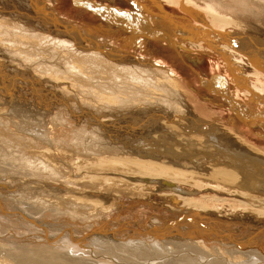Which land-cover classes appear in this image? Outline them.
<instances>
[{
  "label": "rangeland",
  "instance_id": "1",
  "mask_svg": "<svg viewBox=\"0 0 264 264\" xmlns=\"http://www.w3.org/2000/svg\"><path fill=\"white\" fill-rule=\"evenodd\" d=\"M123 1L113 5L146 12L140 6L135 7L136 4ZM185 1L184 9L179 5L170 7L165 1L159 3L181 25L189 21L194 26L205 27L204 17H207L214 29L208 24L203 33L189 30L191 36H186L184 43H195V48L178 43L180 53L184 57L186 54L189 64L193 59L203 63L210 58L222 60L220 52L211 47L219 45L221 37L228 33L216 28L213 20L219 21L217 12L202 5L203 0ZM11 8L10 1L0 0V22L4 20L7 28L29 27L15 15L3 16L2 11ZM234 22L251 30L252 35L246 41L255 47L253 53L264 54V29L258 30V24L246 18ZM105 26L114 30L108 24ZM233 28V24L227 25L226 31ZM9 44L18 48L17 41ZM31 45L24 43L27 49L24 63L29 60L44 63L38 77L42 83L39 89L30 96L22 88L9 94L0 91V127L7 126L5 132L11 138L8 141L0 135V257L5 258L3 261L10 260L11 264H264V203L257 204L260 198L264 199L260 185L264 186V140L256 135L263 129L256 123H251V128L238 124L228 109L202 95L197 74L201 77L215 74H205L196 67L195 74L181 63L186 68L182 67V71L190 79L169 77L167 80L153 73L148 61L129 52L118 56L130 60L116 61L129 64L128 76L126 68L118 69L107 62L62 75L46 49ZM68 54L74 57L85 52L74 49ZM160 54L175 58L165 48L160 49ZM131 59L134 62L130 64ZM232 59L239 64L249 86L264 87L263 55L252 59L243 54ZM11 70L19 71L16 62L7 74ZM142 72L147 77L143 78ZM255 72L258 77L253 75ZM60 76L66 79L64 84L55 80ZM49 81L58 89L47 90ZM76 88H82L93 99L84 105L73 103L69 98L81 97L75 94ZM247 97L242 96L241 101L245 103ZM263 104L254 108L264 111ZM10 107L18 113L10 112ZM211 129L216 134H210ZM198 131L201 136L220 140L229 134L236 137L239 147L244 144L246 147H241L252 152L247 156L252 167L238 170L243 174L240 177L232 157L223 152L205 155L202 164L193 159L179 160L170 149L166 150L170 145L167 141L160 145L153 138L167 137L171 132ZM103 133L108 134L110 143H119L118 148L105 151L92 140L91 135ZM89 142L92 143L88 145ZM244 150L236 149L234 159L245 154L247 150ZM7 199L14 201L9 204Z\"/></svg>",
  "mask_w": 264,
  "mask_h": 264
},
{
  "label": "bare ground",
  "instance_id": "2",
  "mask_svg": "<svg viewBox=\"0 0 264 264\" xmlns=\"http://www.w3.org/2000/svg\"><path fill=\"white\" fill-rule=\"evenodd\" d=\"M6 1L11 2L12 8L3 10V16H8L10 14L15 15L16 17L21 18L22 20L27 22L29 24V27L24 30L16 27L7 28L4 20L0 22V47L4 48L2 49L3 52L0 53L1 93L9 94L15 89L22 88L25 89L27 95L30 96L34 94L42 84L41 82H39L38 77L41 75L44 63L35 60H29L28 62L24 63V57L27 51V49L24 48L25 42L32 44L31 46L40 45L41 48L46 49V54L54 61H56L62 75L74 72H82L84 71L83 67L93 66L96 68L100 66L101 62H107L114 66H117L118 69L126 68L128 70L126 72V75L128 76L129 74H131L129 64H121V62L117 63L116 61L119 60V58L123 61L129 59L127 58L125 60L123 56H118L119 54H128L129 52H133L135 53V57H140L143 60L148 61V65L150 64L153 68V73L161 76L162 78L167 79L170 77L171 79L175 80L184 78L185 81H188L190 79V76L186 71H184V69L186 70V68H184L183 66L182 67L184 69L182 71L181 63H183L195 74L198 73L196 69L200 72H204L205 74H218V78L212 79V81L214 80V83L209 86L210 89L204 86L203 83L205 81L208 83L213 75L209 77H201L199 74H197L196 77L198 78V84L203 88H201L200 90V92H202V95H207L210 99L212 98V100H215L216 102L218 101L217 103H220L221 106L228 109L232 116H234L238 124L251 128V123H256L260 129H263V132H256V135L264 140V137H261L259 135L261 134L264 136V111H258L256 108H254L258 104L261 105V103H264V87L262 85V89H256L255 87L253 88L249 86L248 81L243 75V71L240 70L239 64L232 59H236L238 55L240 56L243 54H247L248 57H251L252 59L256 56H264V54L261 53L262 51L254 54L253 49L255 47L251 46L249 42L246 41V39H248L252 35V33H250L251 30L249 28H243L241 27V25L234 22L246 18L247 20L258 24V30L261 28L264 29V27H262V25L264 26V0H203L204 4L202 5H205V7L210 11L217 12V15L219 16V18H217L219 19L218 22L215 19L213 20L216 28L220 27L221 29H223L221 30V33H228L226 34V36H224V34L223 37H221L220 43L218 42L219 45L211 46L213 47L214 51L217 50L220 52L222 60L219 61L210 58L206 63H203V60L193 59L191 60L192 64L187 63V61L185 60L186 54L184 57V55L180 53V46L178 45V43H182L184 46H192L195 48V43H188V45L184 43L187 40L186 36H191L189 30L195 29L196 31L198 30V32L203 33V31L206 30L205 27L208 28V24L210 26L211 20H208L207 17H204V20L206 21L204 22V25H206L205 27L203 25L194 26V24L189 21L181 25V21L177 20V18L172 19V17H169V15L163 10L162 5L159 3V1H165L170 7H177L179 5V8L181 7L184 9V3L187 4L185 0H182L181 2L178 0H125V2H127L128 4H136L135 7L140 6L141 9L146 11L145 13H141L140 11L136 10V13H130L131 18H133L132 22L135 24V26L133 24H130L131 18L118 16L111 10L107 12L106 9L103 8L104 11H100L101 8L99 7L100 9L98 12L104 16L99 15L93 11V3L114 6L113 4H115L117 1L124 2L123 0H105L109 3H101L93 0ZM213 16L214 15L212 14L209 17ZM106 19H110V21H107ZM88 22L90 23L89 26ZM116 22L120 23L121 27L116 26ZM145 22H148L151 27L154 28V30L159 31H139V25L136 24L139 23L146 26ZM105 24L110 25L114 28V30H110L111 28L105 26ZM230 24H233L234 28L232 30L226 31V26ZM210 27L213 28L214 26ZM187 31L189 33H187ZM164 34L168 37L169 40H171L172 43H168L166 39L160 37L165 36ZM218 36H221V34ZM12 41H17L18 48L12 47L9 44ZM119 45L127 48V50L121 48ZM62 47H65L67 50L61 51ZM162 48H165L171 55H174L175 58L170 59L161 56L160 49ZM74 49L83 50L85 54L72 57L68 54V51ZM132 59L130 64L133 61ZM134 59L137 60V58ZM15 62L17 63L19 71L17 72L15 70H11L9 74H7V70L9 68H12ZM137 65L140 66L139 63ZM147 70L150 71L148 68ZM253 75H256L255 77H258V72H255ZM141 76L145 78L147 77V74L145 72H142ZM60 77L56 78L55 80H58L61 82V84H64L66 82V79L63 76ZM53 81H49L47 83V90L56 88L52 85ZM49 84L51 85V88H49ZM126 84L131 85V83L129 84L128 81H126ZM224 87L226 88V90H224ZM75 91H77L75 92V94L77 93L81 97L76 94L77 96H75L74 100L69 98V100L73 101V103L75 102L78 105H84V103L93 99V97L87 94L82 88H76ZM66 95L68 96V94ZM227 96L229 99H227ZM242 96H248L245 103L241 101ZM76 97H78V100L81 101L79 102L78 100H76ZM0 100H2V97H0ZM10 112H13V114L14 112L16 114L18 113V111H16L12 107H10ZM257 113L261 114L255 115L256 117L253 118L250 117L251 119L247 120L249 116H254V114ZM67 118L68 116L65 118V120ZM6 127H0V135L3 136L5 140H11L10 136L8 135L9 133L7 134L5 132ZM208 132L210 134H216V131L213 129L208 130ZM229 135L230 136L228 138L220 140L215 136H201V133L199 131L171 132L167 137L162 136L161 138L160 136H154L153 138L155 140H158L160 142V145L164 144L167 141V143H169L170 145L166 148V150L170 149L177 157H179V160L180 158L185 160L193 159V161H198L199 164L201 161L202 164V161L205 163V160L203 159L205 155H209L215 152H223L225 154H228L233 159V165L234 162L236 163L235 167L237 168V174L241 177L243 174H240L238 170L250 169L252 167V161L247 158V156H249L252 152L249 153L247 149V151L244 150V148H242L246 147L244 144H239V147L238 143L235 142L236 137L234 138L233 136H231V134ZM91 138H93L92 140H96L95 143L105 151L113 147L116 148L119 145V143H116L114 141L113 144L110 143L109 136L106 133H103L96 137L91 135ZM91 143L92 142H89L88 145H90ZM150 148L153 149L154 147ZM236 149H242L244 150V152H246L245 154H241L234 159V156L236 155ZM246 178L249 179L250 177L246 176ZM256 184H259V182H256ZM260 185H262V190H264L263 184ZM255 186L254 188H256ZM251 187L253 188V186H250L248 188ZM257 187H259V185ZM10 201L8 200L7 203L9 202V204H12L10 203ZM259 202L264 203V199L260 198L257 204H259ZM3 259L5 260V258ZM3 259H1L0 257V264H11L9 262L10 260L5 262L3 261Z\"/></svg>",
  "mask_w": 264,
  "mask_h": 264
},
{
  "label": "water",
  "instance_id": "3",
  "mask_svg": "<svg viewBox=\"0 0 264 264\" xmlns=\"http://www.w3.org/2000/svg\"><path fill=\"white\" fill-rule=\"evenodd\" d=\"M93 5H94V12L95 13H97V14H99V15H102V14H100L98 11H99V9L100 8H105L106 9V11L107 12H109L113 7H115V6H111V5H104V4H100V3H93ZM100 7V8H99ZM116 8V10L117 11H125V12H127L128 13V15L127 16H124L125 18H131V14L130 13H136L135 11H130V10H124V9H121V8H118V7H115ZM102 16H104V15H102ZM105 18H107V17H105ZM104 18V19H105ZM107 21H110V19H106ZM131 21H130V24H133L134 26H135V24L132 22V20H133V18H131L130 19ZM146 23V26L144 25V24H136V25H139V27L138 28H140L139 29V31H143V32H153V31H159V30H154V28H152L151 27V25L148 23V22H145ZM115 25L116 26H118V27H121V24L120 23H118V22H116L115 23ZM165 35V34H164ZM161 38H164V39H166V41L168 42V43H172L171 42V40H169L168 39V37L165 35V36H160ZM219 76H217V75H213L212 77H211V79L208 81V83L205 81L204 83H203V85L204 86H206L208 89H210V85H212V83H214V80L212 81V79L213 78H218ZM224 90H226V88L224 87ZM227 99H229L228 98V96H227ZM241 104V103H240ZM242 105V104H241ZM235 114H236V111H235ZM258 114H261V113H257V114H254V116L252 115V116H249L248 118H247V120L249 119H251V118H253V117H256L255 115H258ZM263 115V114H262ZM238 116V115H237ZM251 117V118H250ZM258 117V116H257ZM261 118V117H260ZM264 118V117H263ZM262 118V119H263ZM245 121V120H244ZM259 134V133H258ZM261 137H264L263 135H261V134H259Z\"/></svg>",
  "mask_w": 264,
  "mask_h": 264
},
{
  "label": "snow or ice",
  "instance_id": "4",
  "mask_svg": "<svg viewBox=\"0 0 264 264\" xmlns=\"http://www.w3.org/2000/svg\"><path fill=\"white\" fill-rule=\"evenodd\" d=\"M100 11H104V9L101 8ZM111 11L114 12V13H115L116 15H118V16H127V15H128V13L125 12V11H117L115 7H113V8L111 9Z\"/></svg>",
  "mask_w": 264,
  "mask_h": 264
}]
</instances>
